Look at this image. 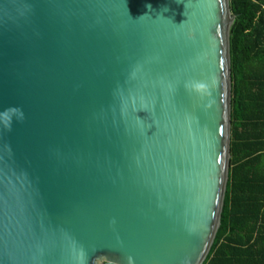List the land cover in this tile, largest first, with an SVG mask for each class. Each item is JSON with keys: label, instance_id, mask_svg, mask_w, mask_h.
I'll use <instances>...</instances> for the list:
<instances>
[{"label": "water", "instance_id": "obj_1", "mask_svg": "<svg viewBox=\"0 0 264 264\" xmlns=\"http://www.w3.org/2000/svg\"><path fill=\"white\" fill-rule=\"evenodd\" d=\"M233 20L229 0H0V264L204 262Z\"/></svg>", "mask_w": 264, "mask_h": 264}, {"label": "trees", "instance_id": "obj_2", "mask_svg": "<svg viewBox=\"0 0 264 264\" xmlns=\"http://www.w3.org/2000/svg\"><path fill=\"white\" fill-rule=\"evenodd\" d=\"M231 126L220 225L202 264H264V0H229Z\"/></svg>", "mask_w": 264, "mask_h": 264}, {"label": "clouds", "instance_id": "obj_3", "mask_svg": "<svg viewBox=\"0 0 264 264\" xmlns=\"http://www.w3.org/2000/svg\"><path fill=\"white\" fill-rule=\"evenodd\" d=\"M17 111H21V117H22V110H17ZM9 130H10V126H9Z\"/></svg>", "mask_w": 264, "mask_h": 264}]
</instances>
